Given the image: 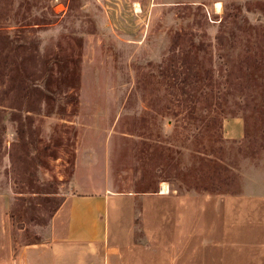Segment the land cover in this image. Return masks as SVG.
<instances>
[{
	"label": "rangeland",
	"instance_id": "obj_1",
	"mask_svg": "<svg viewBox=\"0 0 264 264\" xmlns=\"http://www.w3.org/2000/svg\"><path fill=\"white\" fill-rule=\"evenodd\" d=\"M6 34L30 93L0 106V264L70 193L112 197L126 264H169L180 229L264 246V0H0Z\"/></svg>",
	"mask_w": 264,
	"mask_h": 264
},
{
	"label": "crops",
	"instance_id": "obj_2",
	"mask_svg": "<svg viewBox=\"0 0 264 264\" xmlns=\"http://www.w3.org/2000/svg\"><path fill=\"white\" fill-rule=\"evenodd\" d=\"M110 198L112 197L105 193L92 196L70 193L60 202L51 217L49 229L43 240L21 247L14 257H10L8 264H126L123 253L117 246L118 243L110 242L108 236L107 201ZM179 221L184 222L182 216ZM259 221L261 224L262 221ZM185 233L186 235H183L180 229V236H176L180 242L179 248L176 243L170 244L174 248L170 253L175 257L171 258L169 264H177V255L186 256L179 264H241L243 259V264H264L262 233L257 234L258 246L244 250L246 252L243 259L239 255L242 252L234 247L227 246L221 249L209 247L211 244L204 242L202 233L198 231ZM190 235L197 236L194 238L198 242L195 247L192 246L193 240ZM217 249L222 251L220 259L214 257V254L219 255ZM237 252L238 256L230 258L228 263L225 256H232L233 253L236 255ZM207 254H211V257L204 259ZM189 255L192 256L191 261L187 257Z\"/></svg>",
	"mask_w": 264,
	"mask_h": 264
},
{
	"label": "trees",
	"instance_id": "obj_3",
	"mask_svg": "<svg viewBox=\"0 0 264 264\" xmlns=\"http://www.w3.org/2000/svg\"><path fill=\"white\" fill-rule=\"evenodd\" d=\"M5 31V30H4ZM25 44L16 43L14 40L8 37L6 34L5 39H0V67L2 72H0V78H7V82L5 85V89L0 93V106H2L3 101L6 99L7 95L13 91L17 94L18 98L21 100V103H24L25 98L28 97L30 91L28 89L27 81L29 82V78L25 76V68L24 61L20 60L21 53L20 49ZM190 55V53H189ZM193 55V54H192ZM188 56V55H187ZM187 56L181 59V66L184 70L183 73L189 72V74H193L192 76L197 75V73H193V62L197 64V57L193 56V60H188ZM12 58V59H10ZM12 65L7 68V66ZM198 65V64H197ZM8 72H13V76H8ZM1 82V81H0ZM34 83V82H32ZM9 85H12V88H9ZM35 93L37 95L36 98H41L43 95L42 89H36ZM60 203H56V209L59 207ZM55 209V211H56Z\"/></svg>",
	"mask_w": 264,
	"mask_h": 264
},
{
	"label": "bare ground",
	"instance_id": "obj_4",
	"mask_svg": "<svg viewBox=\"0 0 264 264\" xmlns=\"http://www.w3.org/2000/svg\"><path fill=\"white\" fill-rule=\"evenodd\" d=\"M136 4V3H135ZM219 5L220 4H216V10H218V9H220L219 8ZM140 9V8H139ZM161 192L163 193V194H166V192H167V188H166V186H161Z\"/></svg>",
	"mask_w": 264,
	"mask_h": 264
}]
</instances>
